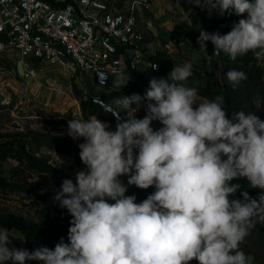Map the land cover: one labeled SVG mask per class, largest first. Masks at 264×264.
Segmentation results:
<instances>
[{"label": "clouds", "instance_id": "1", "mask_svg": "<svg viewBox=\"0 0 264 264\" xmlns=\"http://www.w3.org/2000/svg\"><path fill=\"white\" fill-rule=\"evenodd\" d=\"M207 3L220 16L246 18L224 35L199 31L201 51L210 41L214 55L232 61L264 52V0ZM192 75L193 64L186 62L167 78L152 77L143 96L114 99L116 107L107 104L105 112L116 118L115 130L95 115L69 120L68 136L84 140L78 148L85 168L75 182L64 179L53 197L72 217L68 242L10 248L12 236L0 228V264H255L240 245L255 218L264 220V194L252 199L233 181L246 177L251 188L264 189V121L253 112L229 116L223 95L202 99L184 83ZM216 76L233 87L247 79L235 69ZM128 82L122 77L116 85ZM254 103L259 106V98ZM142 106L146 115L138 119ZM153 121L162 127L154 130ZM132 185L155 191L137 203L135 195H125Z\"/></svg>", "mask_w": 264, "mask_h": 264}, {"label": "rangeland", "instance_id": "2", "mask_svg": "<svg viewBox=\"0 0 264 264\" xmlns=\"http://www.w3.org/2000/svg\"><path fill=\"white\" fill-rule=\"evenodd\" d=\"M196 1L216 18L219 28L227 32L231 31L234 22L227 14L218 15V10L212 9L207 0ZM155 4L158 5L156 10L153 9ZM151 9L154 17L155 13L172 18L185 16L189 19L187 22L189 31L185 34L186 29H183L182 33L172 34L169 37L173 44L171 52L162 49L159 45L152 49L154 50L152 53H150L151 49L147 48L145 67L149 65L150 61L147 59L149 55L164 50L179 62L178 65L186 62L193 64V75L189 78L205 92V95H199L206 100H213L216 96L223 95L224 108L229 112V116L233 111L253 112L264 121L262 102H259V106L254 103L259 97L255 95L256 91L264 95V70L260 71L254 66L257 61V65L264 68V52L258 55L249 52L237 57L235 61L224 54L229 61L230 69L243 71L247 75L246 80L234 87L230 101L222 80L216 76L218 70L214 62L220 63L221 54L214 55V48L209 45L207 52L199 49L197 39L199 31L203 29L190 0H152ZM233 15L239 20L246 18V14L237 16L233 13ZM179 23L178 28H183V21ZM187 36L188 41L184 44ZM2 55L3 53H0V105L6 106L0 107V145L17 137L48 166L44 173L35 174L28 179L38 183L40 187L38 194L15 189L9 184H0V228L7 229L18 244L29 248V251L40 246L54 248L61 238L68 242V229L72 217L66 209H62L58 202L54 201L53 197L56 191L60 190L64 179H72L75 182V174L85 168L75 159L76 147L84 140L80 138L74 141L68 136V121L76 117L88 119L95 115L101 121L109 123L112 130H115L117 121L111 113L105 112V106L112 104L115 108L112 101L123 95L124 91L117 87L115 79L109 85L100 86L92 83L86 74L70 76L52 66L40 67L33 64L32 72L24 77L17 69V62L22 60L20 56L7 59ZM258 83L259 86L256 87ZM95 96L105 104H94L92 101ZM260 111L263 114H260ZM137 114L145 116L146 110L141 107ZM152 124L162 126L159 121H153ZM18 132L20 134L15 135ZM56 137L69 139L72 142V146L70 145L72 150L56 148L55 145L60 143L59 140L54 139ZM0 149L4 148L0 146ZM17 163V159L13 157L0 159V175L10 177L8 170ZM233 183L249 185L246 177H240ZM9 247H15V244H10ZM26 264L34 263L27 261ZM255 264H259L256 259Z\"/></svg>", "mask_w": 264, "mask_h": 264}, {"label": "built area", "instance_id": "3", "mask_svg": "<svg viewBox=\"0 0 264 264\" xmlns=\"http://www.w3.org/2000/svg\"><path fill=\"white\" fill-rule=\"evenodd\" d=\"M118 2L0 0V52L13 51L21 57L24 77L35 64L70 76L86 74L92 83L103 86L114 75L144 68L146 61V34L138 17L152 0ZM172 45L171 41L159 44L168 52ZM93 101L105 104L96 96Z\"/></svg>", "mask_w": 264, "mask_h": 264}, {"label": "trees", "instance_id": "4", "mask_svg": "<svg viewBox=\"0 0 264 264\" xmlns=\"http://www.w3.org/2000/svg\"><path fill=\"white\" fill-rule=\"evenodd\" d=\"M190 2L193 6V9L196 12V15L198 16L200 20L202 29L210 33L219 32L221 35L228 33L224 29L219 28V24L216 18L213 15L209 14L206 11V9H204L196 0H190ZM228 16L234 23L239 21V19L235 17L233 14L228 15ZM207 45L214 48V46L212 45L210 41L207 42ZM147 59L150 61V64L147 65L146 67L142 69L130 68L126 70L124 74L114 75L103 86L109 85V83L113 79L118 81L122 77L129 76L128 84L122 88L124 91L123 95H131L133 93H136V94H140L141 96H143L145 93V90L149 86V80L152 77L167 78L169 73L173 69V67L177 66L179 63L175 61L173 57L169 56L164 50H159L156 53L149 55ZM256 62L254 66L258 70L263 71L264 68L261 67L260 65H257ZM152 64H156L158 67L156 69H153ZM214 65H215V68L219 72H221V74L226 73L228 70H230L229 61L225 57L224 53H221L220 63L215 61ZM220 79L222 80L225 91L227 92V98L230 99L231 101L234 87L226 80V78L220 77ZM184 83L186 84V86L195 87L198 90L199 94L205 95V92L202 89H200L199 86H196L190 78H188V80L185 81ZM257 86H259V83L256 85V87ZM259 92L260 91H256L255 95L259 96L258 98L259 100H261L259 102H262V105L264 106V95L262 96L261 93ZM92 102L96 105H102L94 101ZM5 106L6 105H0V107H5ZM142 108L145 109L144 106H142ZM260 114H263V113L260 111ZM120 115L122 119L126 118V114L124 115V113H120ZM136 118L142 119L144 118V116L142 114L136 113ZM152 127L154 128V130H156L162 126L152 124ZM18 134H20V132L15 133V135H18ZM54 139L60 141L59 145H55L56 148L64 149L68 151L72 150V147H70V145L72 146V142L69 139L60 138V137H56ZM0 146L4 148V149H0V159H6L8 157H13L17 159L18 161L17 165L11 167L8 170L10 177L8 175H2V174L0 175V184H6V185L9 184V185H12V187L15 189L25 190L26 192L30 194H33V193L38 194L40 190L38 183H36L34 180H31V179L28 180V179L29 177H33L35 174L44 173L48 166L47 163L43 159L33 154L27 148V145L25 144V142L19 138L17 139V137H13L11 140H9L8 142H5V144H1ZM79 151H80L79 148L76 147L75 159L78 163L82 164L79 158ZM120 179L123 183L127 184V180H128L127 176H122L120 177ZM241 186H242L241 191L247 192L248 195L252 199H258V197L261 194H264V190L260 188H251L247 184H241ZM154 191H155L154 187H150L145 190V189H140L136 187L135 185H132V186H128V189L125 195H135L136 202L140 203L144 199H146L148 195L152 194ZM236 198H242L241 192L236 193ZM255 219H256L255 227L250 230V234L245 238L244 242L240 245V248L246 254L253 255L259 264H264V220H261L259 217H256ZM10 236H12L10 237V239L12 240L11 244H15V248L29 250V248H24L21 246V244H18L17 240L14 239V236L12 234H10ZM32 262L34 264H42V262H39V261H32ZM191 264H197V262L193 260Z\"/></svg>", "mask_w": 264, "mask_h": 264}, {"label": "crops", "instance_id": "5", "mask_svg": "<svg viewBox=\"0 0 264 264\" xmlns=\"http://www.w3.org/2000/svg\"><path fill=\"white\" fill-rule=\"evenodd\" d=\"M125 0H119V4L125 5L124 4ZM152 6V5H151ZM154 10L158 8V5H153ZM161 12V11H160ZM189 19L186 18L185 16H174L173 18L170 16H162L160 14L155 13V17L152 14V9L151 7L149 9H144L140 12L139 17H138V25L139 27L145 32L146 34V39L147 41L145 43V49L148 51L147 48L152 49L159 45L160 42L164 43L166 41H170L169 37L172 34L177 35L178 33H182L183 29H186V33H188V28L189 25L187 22ZM179 21H183L182 25L183 28H178V25L180 24ZM185 22V23H184ZM186 25V26H185ZM187 40H185L183 43L185 44L188 41V36L186 37ZM11 53L8 52H0L3 53L2 57L3 58H12L13 56L18 55L16 52L10 51ZM147 66V65H146ZM145 67V66H144ZM201 96V95H200ZM202 99H205L203 96H201ZM196 106V105H194Z\"/></svg>", "mask_w": 264, "mask_h": 264}, {"label": "water", "instance_id": "6", "mask_svg": "<svg viewBox=\"0 0 264 264\" xmlns=\"http://www.w3.org/2000/svg\"><path fill=\"white\" fill-rule=\"evenodd\" d=\"M17 69H18L19 73L24 74V64H23L22 60H19L17 62Z\"/></svg>", "mask_w": 264, "mask_h": 264}]
</instances>
